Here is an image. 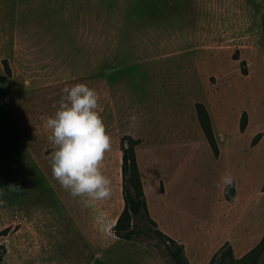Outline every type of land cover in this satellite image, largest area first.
Segmentation results:
<instances>
[{
	"label": "rangeland",
	"instance_id": "rangeland-1",
	"mask_svg": "<svg viewBox=\"0 0 264 264\" xmlns=\"http://www.w3.org/2000/svg\"><path fill=\"white\" fill-rule=\"evenodd\" d=\"M42 8L31 22L15 0H0V264H176L155 238L124 240L111 231L123 207L125 135L139 140L134 152L150 217L189 242L185 255L195 261V228L203 236L209 224L225 222L218 200L226 165L206 143L196 102L208 106L215 133L224 136L238 131L243 110L253 118L240 141L247 150L246 217L229 232L234 254L221 242L210 264H264V246L258 256L249 252L264 229V141L256 149L250 144L264 132V0H99V41L107 43L98 46L43 44L41 31L23 28L49 24L53 15ZM117 22L130 26L126 45L111 44L116 31L107 27ZM76 83L96 90L111 136L101 164L111 179L105 204L113 213L101 233L92 202L71 197L51 176L46 120L62 89ZM160 179L180 195L179 203H164ZM74 218L87 225V236L72 227Z\"/></svg>",
	"mask_w": 264,
	"mask_h": 264
},
{
	"label": "crops",
	"instance_id": "crops-1",
	"mask_svg": "<svg viewBox=\"0 0 264 264\" xmlns=\"http://www.w3.org/2000/svg\"><path fill=\"white\" fill-rule=\"evenodd\" d=\"M43 4L47 5L46 11L48 10V14L53 15L52 18L46 21L49 22V24L39 27L27 26V25L25 27L20 26L25 29L31 30L32 32L33 31L36 32L37 30L41 31L44 35L40 37L42 40H44L43 44L70 45V46H98L99 44L107 43V41L104 42V40L107 38H101V41H99V0H15V6L17 12L22 11L24 17L31 22L36 21L35 20L36 14L43 13L44 11L42 8ZM56 20H59L60 22L58 25H50L51 23H54ZM107 29L116 31L115 33L116 35L114 38H112V42H111V44L113 45H126L127 42L125 43L124 40L127 41V39H130L129 25H125L117 22L107 27ZM43 30H49V31L44 32ZM244 75L250 78L252 73H245ZM205 107L211 119V125L218 147V155L215 156L212 150L211 149L210 150L214 155L215 160L222 161L224 159V163H226V165H225V169H223L222 171V175H220V178L224 175H231L233 177L234 198L231 201L225 198L224 189L226 186L223 185L220 180L219 187L220 189H222V194L218 200V211L221 213V215L225 217V222L222 225L213 222L209 224V226L207 227L208 233H202L203 236L206 237L212 236L215 238V240L210 242L207 240H206L207 242H205L198 228H195V233L191 235V241L193 242L195 248H197L198 253L196 254L197 256L194 258L195 261H193V259L191 260L189 257L185 255L189 264H207L210 260L211 257L210 255L214 254V252L217 250V246H220L222 244L221 242L223 243L228 242V244L231 246L230 248L232 251L233 249L231 244L232 236L229 232L235 230L237 228V225H239L238 218L241 219V217H246V212H244L243 210V205L245 203L244 201L247 199V196L245 194V188L247 182L246 181L247 150H246V143L242 150V145L240 141L242 136L244 135V133H246L247 129L252 123V119H253L252 112L251 110H246V109L243 110L246 113V126L243 131H241L238 127V131H236L235 134L230 136H224L222 134L215 133V123L211 118L208 106ZM258 134H260V136L255 142H253V139ZM179 138L182 142L189 141V138H185L182 135L179 136ZM263 141H264V132L258 131L252 138L250 144L254 149H256L260 146V144ZM207 145L209 146L208 143ZM103 167L104 164H101L100 168L102 172H103L102 170ZM263 184H264V175L261 176V181L259 186L260 187L259 194H261V196H264V191L262 190ZM160 187H161V195L164 199L165 204L169 205L180 202L181 200L180 195L170 192L168 185L164 183V179H160ZM118 193L120 194L117 188L116 194ZM91 202L92 203L90 204V208L92 210L91 209L89 210L90 213L94 216L93 218L94 223L96 224L99 222V232H100L102 222L108 218H111V215L113 213L112 208L105 204V199L99 201H91ZM87 208H88L87 205H85V209ZM121 210L112 219V224L110 225L111 231H112V226L114 225L116 218L118 217ZM153 220L155 221V219ZM157 224L159 230H161L164 234L174 239L176 242L183 244V250L185 254L187 248L190 246L189 242L187 245V243L184 242L183 238L176 236L167 229H161L160 223L157 222ZM72 227L76 231L83 233L84 237L87 236V225L85 226V224L83 225L79 224V222L76 221L75 218ZM214 231H218L219 235L215 236V234H213ZM263 231L264 229L260 231V236H259L260 238L257 240L258 242L264 235ZM205 245H207L206 247L208 248V250L205 253L206 255L202 256V254L204 253L203 249ZM233 254H234V249H233Z\"/></svg>",
	"mask_w": 264,
	"mask_h": 264
},
{
	"label": "clouds",
	"instance_id": "clouds-1",
	"mask_svg": "<svg viewBox=\"0 0 264 264\" xmlns=\"http://www.w3.org/2000/svg\"><path fill=\"white\" fill-rule=\"evenodd\" d=\"M53 107L54 114L46 120L47 139L53 145L49 157L52 178L85 204L109 198L111 179L100 165L111 150V136L98 111L96 90L85 83L65 86ZM220 180L225 186L234 183L231 175Z\"/></svg>",
	"mask_w": 264,
	"mask_h": 264
},
{
	"label": "trees",
	"instance_id": "trees-1",
	"mask_svg": "<svg viewBox=\"0 0 264 264\" xmlns=\"http://www.w3.org/2000/svg\"><path fill=\"white\" fill-rule=\"evenodd\" d=\"M264 31V24H263ZM3 68L6 75H10V67L6 60L3 61ZM242 73H246L243 71ZM195 113L201 131L209 144L215 156L218 155V147L216 138L213 133L211 119L205 105L201 102L195 103ZM246 126V113L243 111L239 119V129L244 130ZM257 136H255L256 138ZM253 139V141L255 140ZM139 142L138 139L132 138L130 135H125L121 139V189L123 207L114 225L112 226L113 234L124 240H132L138 238L141 234L155 238L165 248L168 255L176 264H189L184 254L183 244L176 242L159 230L156 222L149 216L144 189L141 181L139 167L136 162L134 146ZM264 191V184L262 186ZM224 196L231 201L234 198V184L226 186ZM153 233V235H152ZM224 246V245H223ZM264 246V235L258 244L249 252L255 253L257 256L261 253ZM226 253L231 256L232 251L229 245H226ZM5 254V246L0 244V263ZM214 256L209 260L210 264Z\"/></svg>",
	"mask_w": 264,
	"mask_h": 264
}]
</instances>
